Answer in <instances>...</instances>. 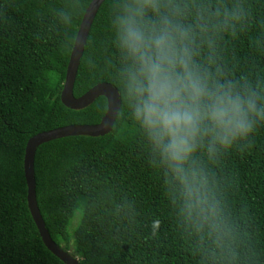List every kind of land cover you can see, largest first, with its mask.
<instances>
[{"label":"trees","instance_id":"1","mask_svg":"<svg viewBox=\"0 0 264 264\" xmlns=\"http://www.w3.org/2000/svg\"><path fill=\"white\" fill-rule=\"evenodd\" d=\"M91 0H0V264H64L43 244L26 205L24 148L33 135L95 124L103 97L80 110L60 101L65 70ZM230 7L237 0H217ZM104 0L77 68L78 97L111 71ZM245 21L224 33L216 60L232 77L264 82V0H239ZM66 12L70 22L59 21ZM130 125L103 136H69L38 146L35 195L51 239L79 264H264V127L214 166L231 231L214 244L178 222L161 175ZM158 222L155 226L153 222Z\"/></svg>","mask_w":264,"mask_h":264},{"label":"clouds","instance_id":"2","mask_svg":"<svg viewBox=\"0 0 264 264\" xmlns=\"http://www.w3.org/2000/svg\"><path fill=\"white\" fill-rule=\"evenodd\" d=\"M111 71L105 118L130 125L146 163L165 181L185 229L214 244L230 231L213 166L264 127V82L225 73L224 33L243 26L237 0H109ZM59 21L70 22L66 12ZM83 109V108H82ZM158 222L154 221L155 226Z\"/></svg>","mask_w":264,"mask_h":264},{"label":"water","instance_id":"3","mask_svg":"<svg viewBox=\"0 0 264 264\" xmlns=\"http://www.w3.org/2000/svg\"><path fill=\"white\" fill-rule=\"evenodd\" d=\"M104 0H91L86 7L81 21L79 23L73 46L69 55L68 63L65 70L64 81L60 92L61 103L73 110H80L91 104L97 97L102 96L98 92L104 91L96 85L106 82H100L89 88L82 95L75 97L73 95V84L86 43L88 32L94 16ZM103 97V96H102ZM114 121L105 118V114L95 124H76L67 125L51 130L37 133L30 137L24 148L23 172L26 182V205L32 220L34 221L38 233L45 247L54 254L64 264H79L78 259L70 255L67 251L61 249L50 237L44 221L40 215L36 195H35V178H34V156L35 152L43 143L69 136H103L111 131Z\"/></svg>","mask_w":264,"mask_h":264}]
</instances>
